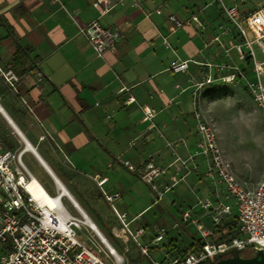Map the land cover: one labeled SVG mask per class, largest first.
I'll list each match as a JSON object with an SVG mask.
<instances>
[{
    "label": "crops",
    "instance_id": "0c3cea01",
    "mask_svg": "<svg viewBox=\"0 0 264 264\" xmlns=\"http://www.w3.org/2000/svg\"><path fill=\"white\" fill-rule=\"evenodd\" d=\"M96 1L0 0V69L18 76L11 85L0 73V117L22 138L24 154L38 163L41 184L50 193L63 191L64 206L68 209L65 201L72 203L88 217L91 207L99 209V197L110 205L105 193L118 192L114 204L126 212L134 230L140 225L133 223L150 203L137 204L143 180L123 159L167 166L177 155L187 158V176L198 191L195 198H213L215 189L224 197V184L210 180L205 158L195 154L198 134L186 116L193 117L194 101L204 111L206 91L215 88V82L207 84L194 95L205 68L200 62H236L231 53V58L225 54L236 34H222L228 23L219 6L209 0H100L96 7ZM169 14L189 22L171 30ZM92 20L114 37L113 48L103 56L80 31ZM175 59H188V68L168 70ZM129 97L134 100L127 103ZM189 105L192 110L187 112ZM144 106L155 110L151 120L143 119ZM233 171L248 186L264 175L253 182ZM173 172L170 166L168 174L158 178L159 185L170 183ZM102 178L106 180L100 185ZM149 191L153 194L150 186ZM192 217L212 227L200 208L193 209ZM231 220L236 222L234 216L226 221ZM191 224L183 221L172 228L189 237L186 246L199 239ZM168 236L169 245L174 239Z\"/></svg>",
    "mask_w": 264,
    "mask_h": 264
},
{
    "label": "built area",
    "instance_id": "2783aa9c",
    "mask_svg": "<svg viewBox=\"0 0 264 264\" xmlns=\"http://www.w3.org/2000/svg\"><path fill=\"white\" fill-rule=\"evenodd\" d=\"M244 2L245 0H209V3H216L219 6L228 23L222 34H229L231 30L236 34V40L225 48L226 56L231 58L230 50L234 48L237 59L245 63L246 67L251 63V68L247 70L232 59L220 64L200 62L205 68L202 70V79L195 83L193 93L197 95L204 85L217 81L236 82L242 79L264 115V81H262L264 59H257L254 50L256 45L264 54V6L256 9L243 8ZM99 3L100 0H97L94 4L99 7ZM100 10L104 12L106 9L100 8ZM160 11V9L156 10L158 13ZM191 19L203 27L197 15H192ZM168 20L171 30H176L189 22V20H181L174 14H169ZM80 31L98 56H103L106 50L114 46L111 31L102 26L98 20L84 24L80 27ZM214 39L219 41V36ZM188 66V59H175L170 62L168 70L182 72ZM224 69H228V72H223ZM250 72L254 78L249 77ZM0 73L11 85L18 80V76L12 70L0 69ZM133 100V97H129L126 102L130 103ZM142 111L144 120H151L155 115V110L151 107L144 106ZM193 117L198 134L195 154L205 158L207 164L205 174L212 182L223 183L226 196L233 201V204L228 202L217 189L213 198L196 194L194 205L184 210L180 219L173 221L172 228L180 227L183 221L195 225L199 237V243L195 248L171 254L168 243L159 245L166 238L168 231L164 225L157 228L149 242L139 241V236L143 235L145 230L142 227L135 230L130 227L126 212L119 210L114 204L119 193L104 192L119 223L111 227L112 232L121 237L125 243L132 239L140 248V252L147 256H149V245L151 243L154 246L158 245L159 251L164 253L163 260L154 259L153 264H208L229 256L232 250L239 251L246 248L253 251L264 250V175L255 186H248L239 180L233 171L231 161L225 157L221 149L213 124L196 101H194ZM23 154L24 148L16 150L4 148L0 138V264H111L107 257L103 256L102 249L91 238L85 239L80 236L84 225L88 224L64 206L63 191H57L55 194L47 191L46 196H36L28 188V184L36 177L24 164ZM187 162V158L179 155L167 166L155 165L151 161L135 165L129 159H123V164L129 170L136 172L153 190L155 203L162 199L163 192L173 188L178 181L185 180L191 171ZM170 166L174 168V172L170 175L171 181L161 190L155 180L168 174ZM36 180L38 181L37 178ZM105 180L106 178H102L98 183L101 185ZM38 182L41 184L40 181ZM194 208L203 210L212 227L192 217ZM231 216L236 220L238 233L228 240L214 239L216 226ZM94 232L101 240L104 238L102 242L115 262H122L123 257L111 245L108 238L100 231V235ZM111 248L114 253L111 252Z\"/></svg>",
    "mask_w": 264,
    "mask_h": 264
},
{
    "label": "rangeland",
    "instance_id": "374dc122",
    "mask_svg": "<svg viewBox=\"0 0 264 264\" xmlns=\"http://www.w3.org/2000/svg\"><path fill=\"white\" fill-rule=\"evenodd\" d=\"M261 6H264V0H245L244 4H242L243 8L249 9H256ZM254 50L257 59H264V54L261 53L256 45H254ZM230 53L236 58L238 65L241 67L246 65L237 59V53L234 48L230 50ZM249 64L247 67L245 66L247 70L251 68V63ZM249 75L250 78H254L251 72ZM3 79L5 80L4 77ZM262 81H264V75H262ZM215 86L217 87L216 90L211 89L210 91H206V103L203 112L213 124L222 151L225 157L231 161L238 176L256 182L262 173H264V115H262L254 99L246 89L244 80L240 79L236 82L217 81L215 82ZM192 107L189 105L187 112L192 110ZM186 116L191 124L195 123L194 117L188 114ZM11 131L12 129L9 125L0 117V136L2 133L13 136L19 143L17 149L23 148L22 138L20 136H14ZM22 160L30 172L43 184L40 178L41 170L39 165L30 153H25ZM198 160L202 162L200 156ZM190 178L191 176H187L185 180L178 181L173 188L163 192L162 200L158 203L152 202V199L154 200L155 198V193L153 192L152 194L149 191V185L147 186L146 183L140 181V188L145 194L143 193L140 196L137 204L140 206L145 202H149L150 207L145 209L141 213L140 218L132 225L133 227L136 225H140L143 228L146 227V232L139 236V241L149 242L155 235L156 227L166 220L167 222L165 224L163 223V225L168 230V237L173 236L179 248H184L188 244L189 237L182 234L179 230L172 229L169 225L172 223L174 217L179 219L181 212L196 200L194 191L196 192L197 190L193 187ZM155 183L159 185V180L156 179ZM159 187L161 190L164 188L161 185ZM51 193L55 194L56 192ZM223 196L228 202L233 204L232 199L228 198L226 193ZM64 203L67 204L68 209L70 208V211L74 215L85 221L83 215L72 203H67L66 201ZM97 203L99 204V209L94 210L91 207L88 211L89 217L103 230V235L108 238L111 245L123 257V261L119 263L115 262L114 257L110 254V251L100 237L88 225H84L85 227L81 230L80 236L85 239L91 238L102 249L103 256L107 257L111 264H153L154 259L163 260L164 253L159 251L158 245L154 246L151 243L149 245V256H147L140 252V248L132 239L125 243L121 237L115 235L110 225L112 222L114 225H119V223L110 205L103 197H99ZM189 227L193 232L195 231L197 233L194 225L191 224ZM167 241L168 238L166 237L159 245ZM169 252L175 254V252H171L170 250ZM250 252L252 253V251Z\"/></svg>",
    "mask_w": 264,
    "mask_h": 264
},
{
    "label": "trees",
    "instance_id": "16d2710c",
    "mask_svg": "<svg viewBox=\"0 0 264 264\" xmlns=\"http://www.w3.org/2000/svg\"><path fill=\"white\" fill-rule=\"evenodd\" d=\"M17 58H18V54L15 57V60ZM214 87L215 88H213V89L216 90L217 87L216 86H214ZM0 138H1L2 143H3V147L6 149L16 150L19 147L18 141L13 136L2 133ZM237 233H238V229H237L236 222L234 220L225 221L222 224L216 226V229L213 233V238L214 239L228 240L232 236L236 235ZM198 243H199V239H196L195 242H191L188 246H186L184 248H179L173 240H170L168 248L171 252L180 253V252L186 251L189 248H192V249L195 248ZM249 250L252 251V253ZM239 253L241 256L246 257V256L253 255L255 253V251H253L250 248H246V249L239 250Z\"/></svg>",
    "mask_w": 264,
    "mask_h": 264
},
{
    "label": "water",
    "instance_id": "95a60500",
    "mask_svg": "<svg viewBox=\"0 0 264 264\" xmlns=\"http://www.w3.org/2000/svg\"><path fill=\"white\" fill-rule=\"evenodd\" d=\"M208 264H264V250L257 249L251 256H241L238 250H232L229 256Z\"/></svg>",
    "mask_w": 264,
    "mask_h": 264
},
{
    "label": "bare ground",
    "instance_id": "6f19581e",
    "mask_svg": "<svg viewBox=\"0 0 264 264\" xmlns=\"http://www.w3.org/2000/svg\"><path fill=\"white\" fill-rule=\"evenodd\" d=\"M2 107V106H1ZM4 109V108H3ZM1 110V111H4V110ZM7 117V116H6ZM11 121V120H9ZM29 148V147H28ZM27 148V149H28ZM28 188L31 189L35 194L36 196L38 195H43V196H46V193L47 191L45 190V188L39 184V182L36 180V178H34L29 184H28ZM66 195V194H65ZM77 207V203L76 202H73ZM52 204V203H50ZM83 214V217L85 218V222L94 230L96 231L98 234H99V231H98V228L97 226L94 224L93 221L90 220V218L85 214V213H82ZM100 235V234H99ZM102 238V237H101ZM102 240H104V238H102ZM110 248V247H109ZM111 252L114 253L115 251L111 248Z\"/></svg>",
    "mask_w": 264,
    "mask_h": 264
}]
</instances>
